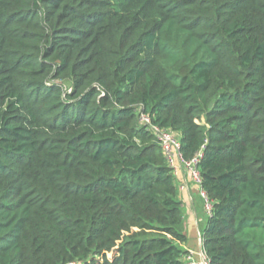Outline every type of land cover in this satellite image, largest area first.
<instances>
[{
  "label": "trees",
  "instance_id": "1",
  "mask_svg": "<svg viewBox=\"0 0 264 264\" xmlns=\"http://www.w3.org/2000/svg\"><path fill=\"white\" fill-rule=\"evenodd\" d=\"M141 114L203 153L208 264H264V0H0V264H186Z\"/></svg>",
  "mask_w": 264,
  "mask_h": 264
},
{
  "label": "built area",
  "instance_id": "2",
  "mask_svg": "<svg viewBox=\"0 0 264 264\" xmlns=\"http://www.w3.org/2000/svg\"><path fill=\"white\" fill-rule=\"evenodd\" d=\"M140 121L144 126L148 128L149 131H151L157 137L161 149L168 162V165L173 171H175V174L178 172L177 169L179 167H184L190 171L192 181H194L199 186V196L204 202V212L207 216H210L212 214V205L207 199L205 193L200 188V176L197 170V165L202 159L203 153L201 152L197 154V156L189 162L185 161L181 154L180 142L175 135L152 125L150 118L145 114H141ZM183 190L184 188L181 189V191ZM198 237L199 251L196 257L194 253H187L185 258L186 264H208L207 256L203 250L202 235L198 234Z\"/></svg>",
  "mask_w": 264,
  "mask_h": 264
},
{
  "label": "crops",
  "instance_id": "3",
  "mask_svg": "<svg viewBox=\"0 0 264 264\" xmlns=\"http://www.w3.org/2000/svg\"><path fill=\"white\" fill-rule=\"evenodd\" d=\"M188 189L185 192L178 190V199L182 203L184 211L183 232L187 238V244L183 247L187 253H194L195 257L199 251L197 238L205 227L207 216L203 211L202 201L199 197V186L193 185L188 176H185ZM180 180V179H179Z\"/></svg>",
  "mask_w": 264,
  "mask_h": 264
},
{
  "label": "rangeland",
  "instance_id": "4",
  "mask_svg": "<svg viewBox=\"0 0 264 264\" xmlns=\"http://www.w3.org/2000/svg\"><path fill=\"white\" fill-rule=\"evenodd\" d=\"M177 173L175 174V171H173V174L174 175H177V176H175L176 177V179H177V185H178V190L179 191H181V189L182 188H184V190L183 191H181V192H185V191H187V189H188V183H187V181H185V176H188L189 178H190V181L192 182V184L193 185H197L194 181H192V178H191V175H190V171L189 170H187L186 168H184V167H179L178 169H177ZM180 179V180H179ZM199 195V194H198ZM200 197V196H199ZM200 199H201V197H200ZM201 201H202V207H203V211H204V202H203V200L201 199ZM182 204V203H181ZM182 209H183V206H182ZM206 214V213H205ZM183 215H184V211H183ZM207 216V215H206ZM183 218H184V216H183ZM184 220V219H183ZM202 228V230H203V226H201ZM198 239H199V237L197 238V243H198ZM110 257V256H109Z\"/></svg>",
  "mask_w": 264,
  "mask_h": 264
}]
</instances>
